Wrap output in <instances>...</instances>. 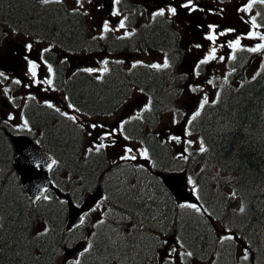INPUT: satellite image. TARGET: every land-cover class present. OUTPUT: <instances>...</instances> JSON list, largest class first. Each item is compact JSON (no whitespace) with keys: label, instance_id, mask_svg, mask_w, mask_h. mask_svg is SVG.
<instances>
[{"label":"trees","instance_id":"obj_1","mask_svg":"<svg viewBox=\"0 0 264 264\" xmlns=\"http://www.w3.org/2000/svg\"><path fill=\"white\" fill-rule=\"evenodd\" d=\"M1 18L66 54L103 49L113 54L135 44L167 53L170 67L163 74L144 67L126 69L116 61L108 62L100 78L81 71L66 75L67 63L56 65L51 54L47 61L55 66L54 86L85 118L115 112L132 96L134 87L149 99L155 112L174 109L182 83L177 66L174 69L178 36L167 22L153 21L133 37L118 39L106 32L103 38L92 39L85 33L83 16L59 3L40 7L32 0H0ZM252 59L248 52L236 53L227 86L188 125L204 143V153L194 151L180 163L171 159L169 149L156 136H143V125H127L132 134L127 130L125 134L142 140L152 174L125 161H112L102 152L83 160L80 129L71 120L41 105L23 110L32 133L58 162L53 178L61 191L79 204L86 194L101 187L111 216L93 226L90 236L63 230L65 201L53 195L36 204L26 199L12 172L11 147L4 133L7 127L0 125V264H58L61 250L74 240H87L91 245L79 256V264H140L145 257L155 260V249L161 247L157 233L163 239L174 236L197 261L218 253L215 264H237L234 242L239 238L250 251L242 264H264V60L258 70L261 75L245 80L242 71ZM231 82L240 84L232 86ZM166 170H186L207 215L173 203L154 174ZM241 204L243 213L239 212ZM214 222L233 235V240L219 243Z\"/></svg>","mask_w":264,"mask_h":264},{"label":"rangeland","instance_id":"obj_2","mask_svg":"<svg viewBox=\"0 0 264 264\" xmlns=\"http://www.w3.org/2000/svg\"><path fill=\"white\" fill-rule=\"evenodd\" d=\"M134 1V4H136L140 11L146 13L147 17L149 15H153L156 11H158L161 8H164L165 11L168 6L172 5L177 8V14L174 16L181 24H184L186 27L191 29V32L187 35L185 39V43H187V46H183L182 50L185 52V59L182 63V67L180 68V71L187 77L186 84H183V93L179 100V107L178 110L181 112L182 115H184V119H189L193 113L198 109L199 104L201 100L206 95L210 100H212L215 96L216 89L218 88V83L222 82L225 72H226V66L224 63V60L229 56V54L232 52V49L228 47L230 42H233L237 38L240 39L241 44L240 47L249 48L254 47L257 43H262V41H259L258 38L254 39H248L247 34L249 31H256L259 32L261 35H264V17L257 15L256 7L258 5H262L264 8V4H255L254 8L248 12H241L242 16L237 18V13L239 12L238 9L241 7H246L239 5V0H192V5H196L197 3H201L200 5L206 6L205 13H203L202 16H205L206 13L210 12L212 13V18L205 20L203 17L201 18L200 22L199 20L193 22L192 19L187 18V14L190 13L189 9H185L180 7L179 3H184L182 0H132ZM68 5L75 6L76 3L75 0H66ZM186 2V1H185ZM113 3L114 0H91L89 3V0H83V7L86 8L87 13L92 14L93 20L97 21L98 24H95V26H92L93 30H99V28H102L103 21H108L109 26H112L114 29H119V21L120 19L118 17H114L111 13L114 11L113 9ZM101 6V7H98ZM225 7H228L227 10H225ZM234 10L236 11L233 16H230V12ZM134 14V13H133ZM255 17L257 24L261 21L262 24L260 28L252 29L250 21L251 19ZM90 26H88V30L91 32V23H89ZM210 25H214L215 31L213 32L212 29L209 28ZM227 29H234V32L226 33L225 35L221 36L219 35L220 32L225 31ZM13 33V32H12ZM9 30L5 31V34L7 38L4 40L3 44L0 45V72H3L7 76V63H4V59L10 58V56L16 57V61L18 62V66L16 67L17 70H19L20 74L23 75L26 71V68L28 69V63L25 57H28V53H30L26 48V44H32V53L31 58H28L32 61H36L37 57L35 56V53L45 49L48 47L46 43L42 42H35L30 41L29 39L25 38L22 40L20 36L16 34H12ZM208 35H214L216 37L215 42L210 41L206 39ZM197 45H200V47H196ZM7 48V50L5 49ZM212 48L216 49V57L217 59L209 61L207 64H201L199 68L196 67L198 62L202 59H204L212 50ZM255 55V60L250 64L248 67V73L252 74L259 68V63L261 58L264 55V50H261V52L253 53ZM220 57H224L223 60L219 59ZM3 58V60H2ZM101 57H95V58H86L84 59L82 56H80L79 60H76L73 62V64L77 67L82 65L83 63L86 64V66L83 65V67H93L96 68L100 65ZM84 59V62H83ZM145 63V64H163L162 57L156 53L152 52H146L141 55L133 56L131 63ZM81 67V66H80ZM30 73L27 72L25 77H23L22 81L25 83L21 86V90L28 92L32 85V79L28 77ZM211 80L212 83L209 84L208 81ZM25 85V86H24ZM39 90H42L44 92L47 91V86L43 81H37L34 84ZM25 90H23V89ZM3 87L0 85V118L9 120L8 117L11 115L13 119L9 121H13L15 123L22 124V119L20 118V112L18 109L14 108L12 105V102L9 100L10 94H6L5 92H2ZM19 93V91H18ZM54 96V97H53ZM62 95L55 96L53 94H48V99H52L53 105H57L58 107H61V109L71 114V111L66 108V105L64 103V100H62ZM141 99H138L136 102V105L132 108V110H138L141 107ZM171 115H163L159 118L157 128L155 129V133L157 136L161 139H164L165 141L167 139H170L172 142L173 148L177 154H179L181 157H183L189 150H199V143L193 136L187 135L183 129H181V126H177L176 121L174 120V117ZM77 120H80V117L78 115H74ZM119 119V115H116L114 117L108 118V119H93L89 123H86V126L83 124V128L86 131L87 127V133L85 134V138L83 141V149L87 150L89 148H95V145L100 143V140L97 139L98 134L101 132H109L114 130L113 123L116 122ZM104 125L105 127L103 129L93 130L91 125ZM91 133V135H89ZM173 137H179L181 142H177ZM111 138V137H109ZM105 140V147L106 142ZM188 141H191V144L188 143ZM122 145H126L125 147H130L133 149V154H129L128 156H141V151L138 149L137 145H133L130 143H124ZM187 149V151H185ZM109 153L111 154V157L115 159L116 157L123 156L127 154L120 146H109L108 149ZM94 207V206H93ZM101 208L94 207L92 210V213L90 214L89 219L90 220H96L99 219V215L101 213ZM218 230L221 229L219 226L217 227ZM84 249L81 248L77 252H82ZM172 250V246H167L165 249L164 256L168 253V251ZM162 251V250H161ZM178 254V253H177ZM63 256V255H62ZM61 256V257H62ZM75 256H70L68 258V264H74ZM189 264H203V263H197V262H190Z\"/></svg>","mask_w":264,"mask_h":264},{"label":"snow or ice","instance_id":"obj_3","mask_svg":"<svg viewBox=\"0 0 264 264\" xmlns=\"http://www.w3.org/2000/svg\"><path fill=\"white\" fill-rule=\"evenodd\" d=\"M50 2L62 3L63 0H41V3H43V4H48V3H50ZM90 2H91V0H89V3H90ZM259 2H260L261 4H264V0H259ZM75 3H76V7L73 9V12H75V11H77V9L83 7V0H75ZM114 3L118 5V4H120V0H114ZM255 3H257V0H249L247 6H246V7H241V8H239L238 11H241V12H248V11H250V10L252 9V7H253V5H254ZM98 7H101V6H98ZM180 7L185 8V9H189L190 11H195V10H197V9L192 5V0H186V2H184V3H182V4L180 5ZM166 11H167L168 13H170L172 16H175V15L177 14V8H176L175 6H169V7H167ZM85 14H87V13H85ZM111 14H112L113 16L119 15V13H118L117 11H112ZM163 15H165V9H164V8H161V9H159L158 11H156L155 13H153V17H156V16H163ZM257 15H259V13H257ZM125 19H126V18H125ZM250 24H251V28H252V29H256V28L259 27V25H258L257 22H256V18H255V17H253V18L251 19ZM215 27H216V26H214V25H210V26H209V28L212 29L213 32L215 31ZM124 28H125V20L122 19V20L119 21V29H124ZM102 29H103V32H108V31H110V30H116V29H110V28H109V22H108V21H103ZM234 31H235L234 29H227V30H225V31L220 32L219 35L223 36V35H225L226 33L234 32ZM125 35H130V33H125ZM101 38H103V37L101 36ZM246 38H248V39L258 38L259 41H262V43H257L254 47H249V48H247L246 50H247L248 52H251V53H257V52H261V50H264V35H261L259 32H256V31H249V33L247 34V37H246ZM206 39H208V40H210V41H213V43H214L216 37H215L214 35H208V36L206 37ZM240 44H241V41H240L239 38H237V39L234 40L233 42H230L229 45H228V47H229L230 49H232V50H233V53H234V52L240 47ZM196 47H200V45H197ZM25 48L30 52L31 49H32V45H31V44H26V45H25ZM47 51H49V49H47V48L43 50V52H47ZM25 59L27 60V63H28V69H27V70H28V73L31 74V77H32V78H35L36 75H37L36 69H37V67H38L39 65H38L36 62H34V61L28 59V57H25ZM215 59H217V57H216V49H215V48H212L211 52H210V53H209L204 59L200 60V61L198 62V64L196 65V67L199 68V66H200L201 64H207V63H209V61H212V60H215ZM219 59L223 60L224 57H220ZM229 59H235V56L232 55V56L229 57ZM106 63H107V62L105 61V64H106ZM133 67H136V65L134 64ZM150 67L159 70V69H161V68H163V69H167V68L170 67V65H169V61H168L167 57L165 56V59H164V62H163L162 65H161V64H155V63H154V64L150 65ZM262 67H264V65H262ZM107 70H108L107 67H105V68L103 69L104 72H107ZM52 71H53V70H52V67L49 65V66H48V72H49L50 75L52 74ZM85 71H88L89 73H91V72H93V71H95V70H94V69H86ZM259 75H261V73L258 71L255 75L252 76L251 79H252V80H256V79H257V76H259ZM0 77H3L4 79H8V77L6 76V74L3 73V72H0ZM225 82H227V77H225ZM14 83L19 84L20 81H19V80H15ZM43 83H45V84H47V85H49V86L51 87L52 84H53V81H52V79H46V80L43 81ZM208 83L211 84L212 81L209 80ZM53 90H55V89L53 88ZM218 95H219V94H218ZM65 99H68V98L65 97ZM149 103H150V101H149ZM208 103H209V99H208V97L205 95L204 98L201 100V102H200V104H199V109H203V108L205 107V105H207ZM47 107H48V108H55V111H57V112H61L60 108L55 107L52 103H48V104H47ZM68 107H69L70 109H72L73 111H79V109H76V108L74 107V105H72L71 103L68 104ZM149 110H150V109H149L147 106L144 108V111H149ZM61 114L67 116V113L61 112ZM200 115H201V112H200L199 110H197V111L194 113V115L191 117V119L187 121V123H188V124H191L192 121L196 120V118L199 117ZM67 118L70 119V120H72L73 122H75V119H76V118L73 117V116H67ZM8 119L11 120V119H13V117H12L11 115H9ZM24 127H25V128L28 127L27 121L24 122ZM91 127L93 128V130H95V129H97V128H99V129H103L105 126H104V125H96V124H93V125H91ZM119 128H120V129H123V128H124V123H123V122L120 123ZM187 134H188V135H191L190 132H188ZM89 135H91V133H89ZM115 135H116V131H109V132H101V133H99L97 139L100 140V143H99L98 145H95V150H96L97 152H99L100 149H102V148L105 147V143H104V141L107 140V139H109V137H111V136H115ZM125 139H129V138H128L127 136H125ZM173 139H175L178 143L181 142V140H180L179 137H173ZM188 143L191 144V141H188ZM88 151L91 152V151H92V148H89ZM132 151H133L132 148H126V149H125V152H126V153H131ZM185 151H187V149H185ZM205 151H207V149H206L204 143L201 141V142H200V145H199V152H200V153H204ZM141 156H142L143 158L147 159V158H148V153H147V151H146V150H142V151H141ZM120 159H131V160H135L136 157H135V156L124 155V156L120 157ZM55 163H56L55 160H53V161L51 162V164H55ZM49 167H51V165H49ZM189 183H193V181L190 179V180H189ZM44 191L46 192L47 189L45 188ZM232 196L235 197V196H236V193L233 192V193H232ZM41 198H43V199H45V200L48 199L47 196H44V195H42V194H41V195H37V196L35 197L36 200H40ZM181 207L194 208L196 211H200L199 208H197L195 205H192V204L181 205ZM244 211H245V207H244L243 204H241V206H240V208H239V212H240V213H243ZM102 222H103V221H101V223H102ZM81 223H83V217L81 218ZM41 234H42V233H38V235H41ZM224 239L231 240V239H233V237H231V236L224 237V238H222L221 243H223V240H224ZM89 247H91V245H89ZM85 251H88V248H86ZM172 251L175 252V251H177V250H176V249H173ZM169 255H171V253H170ZM186 255L191 256L192 253H191V252H188ZM244 258L247 259V251H245V257H244ZM76 264H79V261H77Z\"/></svg>","mask_w":264,"mask_h":264},{"label":"water","instance_id":"obj_4","mask_svg":"<svg viewBox=\"0 0 264 264\" xmlns=\"http://www.w3.org/2000/svg\"><path fill=\"white\" fill-rule=\"evenodd\" d=\"M15 148V170L21 179V186L27 197L36 201L37 195H43L44 189L54 191L58 197L67 199L66 195L60 194L52 185L48 177V165H51L52 159L46 154L41 146H37L34 141L24 137L14 138L12 140ZM41 166L42 170H36ZM162 183L168 187L178 202L196 200L185 189V182L178 175H166L162 178ZM100 197L99 192L90 196L80 208L72 206L68 200L67 227H73L78 224L83 212Z\"/></svg>","mask_w":264,"mask_h":264},{"label":"flooded vegetation","instance_id":"obj_5","mask_svg":"<svg viewBox=\"0 0 264 264\" xmlns=\"http://www.w3.org/2000/svg\"><path fill=\"white\" fill-rule=\"evenodd\" d=\"M4 42H6V41L1 39L0 40V45L3 44ZM5 49L7 50V48H5ZM10 57H11V59L14 58V56H10ZM6 59H9L10 60V58H6ZM2 60H3V58H2Z\"/></svg>","mask_w":264,"mask_h":264},{"label":"bare ground","instance_id":"obj_6","mask_svg":"<svg viewBox=\"0 0 264 264\" xmlns=\"http://www.w3.org/2000/svg\"><path fill=\"white\" fill-rule=\"evenodd\" d=\"M3 142V141H2ZM188 236V235H187ZM192 239V238H191ZM203 253V252H202Z\"/></svg>","mask_w":264,"mask_h":264}]
</instances>
